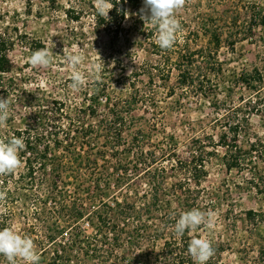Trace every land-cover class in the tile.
I'll use <instances>...</instances> for the list:
<instances>
[{
  "label": "rangeland",
  "instance_id": "rangeland-1",
  "mask_svg": "<svg viewBox=\"0 0 264 264\" xmlns=\"http://www.w3.org/2000/svg\"><path fill=\"white\" fill-rule=\"evenodd\" d=\"M57 3V7L51 9L47 0H35L31 11L27 12L23 0H0V31L8 32L14 39L15 45L8 57L14 73L21 79L20 84L33 96H45L48 103L57 101L63 105L62 116L52 125L59 139L66 141L65 133L70 134L75 129L90 128L92 131L88 136L76 139L79 145H90V149L80 150L90 165L77 181L62 174L66 182L62 180L57 190L65 205L86 204L91 210L97 209L99 200L89 198L94 181L106 169L110 177L109 203L127 198L138 205L144 201L152 204V197L156 196L159 200L152 205L150 215L126 221L127 225L135 227L134 237L127 238L122 233L119 240L113 242L109 234L106 250L113 260L168 264L163 243L172 242V237H176V220L172 218L182 196L177 184L184 177L177 171L175 162L177 158H187L191 138H200L213 146L207 148L211 154L205 159L204 178L199 185H194L192 180L189 184L198 209L213 213V226L201 225L193 235L211 241L213 248L219 251V256L215 255L217 264H258L259 252L264 249V163L255 160L254 177L248 168L227 170L222 162L224 149L218 141L222 134V111L226 109L222 102L230 89V81L235 82L239 73L253 67L261 71L264 79V28L254 27L248 33L236 30L233 25V21L237 24L246 21L253 9L264 15V0H186L176 14L182 27L177 36L181 47L177 49L174 45L163 56L154 53L139 32L128 30L133 29L129 20L124 26L126 30H119L116 35L103 28L97 29L90 15L79 22L68 21L64 10L76 5L69 0H57ZM94 5L99 10L102 3L94 0ZM107 9L108 6L104 7L105 12ZM204 21L212 25L211 29L222 33L219 50L216 53L211 50L221 70L212 74L216 66H208L211 70L207 78L208 98L190 88L178 87V68L182 69L190 62L185 58L188 54L177 59V51H204V60L198 54L192 65L201 63L204 67V61H207L208 38L202 28ZM227 35L231 36L229 40L235 41L233 46L225 41ZM41 48L52 52L53 63L48 67L33 68L29 57ZM76 52L85 56L80 70L86 74L87 82L80 91L69 88L72 69L65 60L68 54ZM158 64L161 73L148 81L144 76L145 68ZM97 66L99 71H96ZM132 81L146 91L149 100L133 108L123 124L113 127L109 123L112 118L108 116L105 98L109 103L125 100ZM96 93L100 94L96 104L98 116L91 118L81 114ZM248 96L241 85L234 86L227 103L235 107L244 103L240 101ZM18 109L20 113L27 112ZM103 120L105 122L101 123ZM27 124L32 125V121L27 120ZM136 132H139L137 136L134 135ZM256 139L264 141V118L252 114L248 130L240 131L239 145L247 149ZM56 158L63 161L62 169L69 166L64 163L67 156L62 151H58ZM116 168L121 170L125 180ZM21 171L22 167L15 173ZM38 176H41L40 172L36 174ZM104 183L101 181L102 185ZM48 206L54 211L53 203ZM35 207L33 203L28 210L20 211L21 202L18 203L13 216L6 219V225L33 239L41 256L40 264H62L60 255L53 256L41 249L54 252L78 233L84 238L79 239L85 242L94 235L93 228H86L89 218L85 216L75 226L63 229L57 242L49 243L50 231L34 220ZM249 211L254 216H247ZM145 225L149 227L148 232H144ZM188 238L191 237L188 235ZM0 264H7V261L3 258Z\"/></svg>",
  "mask_w": 264,
  "mask_h": 264
},
{
  "label": "trees",
  "instance_id": "trees-1",
  "mask_svg": "<svg viewBox=\"0 0 264 264\" xmlns=\"http://www.w3.org/2000/svg\"><path fill=\"white\" fill-rule=\"evenodd\" d=\"M27 12H30L35 0H23ZM74 3L76 7H69L64 10L66 19L70 22H79L84 16H91L93 24L97 29H105L108 32L117 33L119 30H126L125 23L129 20L130 27L128 30L132 33L139 32L146 40V44L152 47L154 53L163 56L167 50H161L156 43L157 30L150 22H144L141 19L143 13L141 9L144 6V0H104L108 7H113L108 16L101 15L99 10L94 5V0H69ZM101 1V0H100ZM47 4L51 9L57 7V0H47ZM108 10V9H107ZM250 16L246 17L247 20L237 24L233 21L236 30L242 29L248 33L252 32V28H264V15L256 13L255 9L250 11ZM249 14V13H246ZM248 16V15H247ZM212 25L202 23V28L205 36L208 38L207 61L205 66L192 65L193 58L201 54L202 60L204 51L189 52L188 50L181 52L177 51V59L183 58V54H188L189 65L180 69L178 68V87L190 88L194 93L208 98V75L209 65L216 66L212 74L220 72V64L216 61L215 55L211 50L216 53L222 44V33L217 30L211 29ZM119 34V33H118ZM246 36V35H245ZM225 41L229 42L230 46L235 44V41L229 40L231 36L227 35ZM15 43L13 37L6 31H0V98L11 101V113L7 121V125L0 128V138L10 137L16 135L17 137L23 136L25 138L26 149L21 151L20 159L22 161L21 167L23 171L16 174L15 172L10 175L0 176V191L6 193V198L0 201V229L7 227L6 219L13 216L14 209L17 204L21 202L20 211L28 210L30 204L35 203L34 220L45 226L46 230L50 231L49 243H55L62 236L63 229L75 226L83 217L89 218L88 226L95 230L94 235L85 242L81 234L78 233L73 238H69L64 244L59 245L58 249L54 252H49L48 249H41L44 253L53 254V256L60 255L62 264H134L131 259L113 260L106 250L108 235L114 242L119 240L122 233L131 238L136 234L135 227L126 224L130 218H140L142 215H150L151 207L155 201L159 200L156 196L152 197V202L144 201L137 204V202L129 201L123 198L120 201L109 203L111 197L109 189L110 177L108 170L100 173L99 179L93 183V190L89 200H99V207L97 209L87 208L86 204L65 205L58 193L59 183H65V178L62 177L63 173L74 177L77 181L82 171L86 170L90 165V161L83 156L80 150L90 149L89 144H81L76 141L78 137L88 136L92 131L90 128L75 129L66 134V138L59 139L57 132L53 131L56 118L62 116L63 105L57 101L48 103L45 96L37 97L30 94L21 84V79L14 73L13 65L9 60L8 53L13 49ZM175 45L177 49L181 47L178 41ZM211 54L214 55L211 57ZM209 61V62H208ZM214 64V65H212ZM148 81H153L155 74H160V65H154L152 68H145ZM145 72V71H143ZM163 73V72H162ZM164 74V73H163ZM168 78V72H167ZM241 85L244 90L249 93V96L241 100L235 107L227 103L230 98L233 87ZM231 86V87H230ZM227 90L226 99L222 102V134L219 137L218 144L224 149L222 162L227 170H242L248 168L252 176L256 175L255 160L264 163V141L256 139L250 143L247 149L239 145L240 131H247L249 127V118L252 114L260 115L264 118V79L261 71L253 67L249 71H242L237 75L235 82L230 81ZM130 94L125 100H120L116 103H109L105 98L109 123L113 127L120 126L124 123L127 116H131V111L138 105L145 104L149 99L146 91L141 90L132 81L129 85ZM100 94L96 93L92 99L87 102L83 113L87 116L94 118L97 115V100ZM20 107L27 110L25 113H20L17 110ZM28 116V117H27ZM26 118V119H24ZM27 120L32 121L27 124ZM105 122L104 120L101 123ZM139 132L134 135L137 136ZM72 134V136H71ZM212 142V141H210ZM76 143L77 145L73 144ZM212 144V143H211ZM208 143L203 139L191 138L188 142V156L186 159L181 160L177 158L175 164L177 171L184 175L182 180H179L177 187L182 196H180L177 208L175 209L172 219L177 220L181 212L198 208L194 202L193 191L190 188L189 182L192 180L194 185H199L200 181L205 176V159L211 153L207 151ZM114 148V147H113ZM58 151H62L67 156L65 164L69 165L63 167V161L56 158ZM101 152V151H100ZM99 152V153H100ZM104 158V157H103ZM253 165V166H252ZM61 166V168H60ZM249 166V167H248ZM253 167V168H252ZM120 171L122 179L125 177ZM50 173H47V172ZM40 172L41 176L36 177ZM70 178V177H69ZM69 178L66 180L69 181ZM101 181L105 183L102 185ZM119 183L121 181L119 180ZM59 194V195H58ZM158 202V201H157ZM53 203L54 211L49 208V204ZM24 212V211H23ZM53 215V216H52ZM247 216L252 217L254 213L249 211ZM28 221V220H26ZM61 223V224H60ZM28 222H26V225ZM146 226V225H145ZM27 227V226H26ZM149 227H144V232H148ZM147 229V230H146ZM82 232V230H81ZM143 232V231H142ZM118 235V236H116ZM83 238V239H79ZM189 238L186 232L183 236L172 237L171 241H164L163 249L168 259V264H193V260L186 252L188 249ZM215 249V255L219 256V251ZM75 254V255H74ZM215 255L207 262V264H217ZM0 256V261L3 259ZM75 258V261H72ZM262 261V262H261ZM258 264H264V249L259 252ZM149 264V263H147ZM257 264V263H256Z\"/></svg>",
  "mask_w": 264,
  "mask_h": 264
},
{
  "label": "clouds",
  "instance_id": "clouds-1",
  "mask_svg": "<svg viewBox=\"0 0 264 264\" xmlns=\"http://www.w3.org/2000/svg\"><path fill=\"white\" fill-rule=\"evenodd\" d=\"M102 6L99 9L101 15L108 16L113 7H108L105 12L106 3L101 0ZM186 0H144V6L140 10L144 22H150L157 30L156 43L161 50H170L177 41L178 33L182 31L181 23L177 18V12L183 8ZM66 63L72 69L71 84L69 88L80 91L87 82V77L80 70L85 56L80 53L68 54L65 57ZM29 63L33 68L48 67L53 63V54L46 48L35 50L29 57ZM97 66L96 71H99ZM11 113V101L9 98H0V128L7 125ZM26 149L25 138L11 135L0 138V176L13 174L21 167V151ZM6 198V193L0 191V201ZM213 213L204 212L198 208L181 212L174 224V232L177 236H183L186 232L191 237L188 244V255L194 264H207L215 255L211 241L207 238H197L193 233L201 226L208 228L213 226ZM0 256H3L7 264H40L41 256L33 239L16 230L5 227L0 229Z\"/></svg>",
  "mask_w": 264,
  "mask_h": 264
},
{
  "label": "built area",
  "instance_id": "built-area-1",
  "mask_svg": "<svg viewBox=\"0 0 264 264\" xmlns=\"http://www.w3.org/2000/svg\"><path fill=\"white\" fill-rule=\"evenodd\" d=\"M86 228H89L88 224L86 223ZM84 230V229H83Z\"/></svg>",
  "mask_w": 264,
  "mask_h": 264
}]
</instances>
